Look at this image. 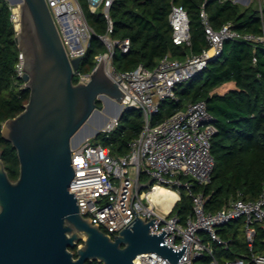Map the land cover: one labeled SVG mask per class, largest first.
<instances>
[{
	"label": "built area",
	"instance_id": "built-area-1",
	"mask_svg": "<svg viewBox=\"0 0 264 264\" xmlns=\"http://www.w3.org/2000/svg\"><path fill=\"white\" fill-rule=\"evenodd\" d=\"M70 60L83 58L94 34L87 22L78 0H46ZM93 12L101 11L107 20L105 34L98 37L104 42L106 51L96 56V65L103 60L107 73L118 81L125 94L123 111L137 109L144 115V126L138 137L129 142V151L116 156L109 147L91 143L89 139L72 148V165L75 176L69 188L75 192L80 213L99 225L106 233L117 235L136 216L130 202L138 181L145 183L136 188L133 208L137 217L147 220L159 217L151 225L152 234L164 231V243L175 250L187 247L175 263L155 252L139 254L134 264H199L197 261L213 255V242L228 246L218 229L230 222L244 219V235L249 253L228 260L226 264H264V251H255L254 243L258 226L264 229V186L256 199L246 200L241 192L231 196L216 212L205 210L206 199L202 193L194 194V184L206 185L212 181L216 161L212 155V139L217 133L215 117L208 111L206 102L196 101L160 124L152 125L151 119L159 111L162 101L177 99L176 87L191 80L204 71L210 62L219 58L226 40H243L264 43V35L241 33L227 22L219 30L208 23L203 9L201 16L205 23L208 47L200 54L188 55L183 60L166 55L154 69L143 64L132 70L117 71L113 57L117 47L126 53L131 41L111 37L113 20L110 8L114 0H88ZM246 2L253 0H234ZM15 16L13 14V20ZM15 21V20H14ZM169 21L176 44H190L189 17L180 5H172ZM17 73L23 77L24 57L20 53ZM91 73L75 75L79 81H90ZM120 125L119 116H113L101 129L111 133ZM138 167L140 168L138 174ZM158 188L177 193L176 200L166 210L161 203L153 200L151 194ZM186 189L193 198V215L183 221L173 212L181 199V190ZM168 207V206H167ZM189 241V242H188ZM209 264H219L213 258Z\"/></svg>",
	"mask_w": 264,
	"mask_h": 264
},
{
	"label": "trees",
	"instance_id": "trees-1",
	"mask_svg": "<svg viewBox=\"0 0 264 264\" xmlns=\"http://www.w3.org/2000/svg\"><path fill=\"white\" fill-rule=\"evenodd\" d=\"M84 16L93 28L90 45L80 63L79 72L90 73L96 66V56L106 51L98 37L107 32L108 23L99 10L93 12L88 0H78ZM255 2L245 5L234 0H114L110 14L113 20L114 40L129 38L130 50L126 53L117 47L113 65L117 71H127L143 64L154 69L170 55L183 60L188 55L200 54L208 47L204 9L208 23L219 30L227 22L241 33L264 35V6ZM182 6L188 13L190 44H176L169 21L172 5ZM18 31L13 20V6L0 0V152L12 181L19 177L20 162L16 148L2 135V126L25 109L30 99V89L17 73L20 49L16 40ZM75 83L79 76L75 75ZM225 89L222 90V88ZM177 99L161 102L159 111L152 116L157 125L184 110L188 103L206 102L208 111L215 117L217 133L212 139V155L216 166L212 181L206 185L194 184L191 191L202 193L206 199L205 210L216 212L231 196L238 192L246 200L256 199L264 186V43L243 40H226L221 56L191 80L176 87ZM102 107V101L98 100ZM144 115L137 109L125 110L120 125L111 133L100 132L96 144L109 147L116 156L129 151V142L138 137L144 126ZM177 198H168V210ZM168 206V207H167ZM173 212L183 221L193 215V198L186 189ZM244 219H238L218 229L228 246L213 242V255L197 262L209 264L215 258L226 264L250 249L244 235ZM82 243V242H81ZM77 257V246L70 248ZM255 251H264V229L257 228ZM87 264H102L87 261Z\"/></svg>",
	"mask_w": 264,
	"mask_h": 264
},
{
	"label": "water",
	"instance_id": "water-1",
	"mask_svg": "<svg viewBox=\"0 0 264 264\" xmlns=\"http://www.w3.org/2000/svg\"><path fill=\"white\" fill-rule=\"evenodd\" d=\"M7 1L11 6L19 2L16 40L30 99L2 126L3 137L17 150L20 172L12 181L0 152V264H134L146 252L175 263L187 244L172 249L164 243V231L151 233L159 217H137L133 197L137 187L145 186L138 175L130 202L136 217L114 236L80 213L75 192L69 190L75 176L74 138L101 112V97L117 104L113 116L121 119L122 79L113 80L101 60L90 81L75 83L82 58L70 60L47 1ZM76 246L77 257L70 249Z\"/></svg>",
	"mask_w": 264,
	"mask_h": 264
},
{
	"label": "rangeland",
	"instance_id": "rangeland-1",
	"mask_svg": "<svg viewBox=\"0 0 264 264\" xmlns=\"http://www.w3.org/2000/svg\"><path fill=\"white\" fill-rule=\"evenodd\" d=\"M15 2V0H14ZM253 2L255 6H259L260 5V2L258 0H254ZM19 2H15V5H13V8H15L16 6H18ZM262 6H264V2L262 4ZM18 15V14H17ZM14 16H15V23L18 24V17L16 18V14L14 13ZM225 89V87L222 88V90ZM100 100L102 101V108H101V113H96V115L94 116L93 118V121H89L88 122V125H87V128L84 129L81 133H79L75 138H74V142L73 144L74 145H77L79 143L83 144L84 142H86V139H89L91 143H96V137L97 135L95 134V132H91V129L92 128H95L97 129V125L98 126H101L102 123L105 122V120L107 118H111L113 117L112 113L114 112L115 113V109L113 110L112 107L109 108V104L110 102L107 100V98L105 97H101ZM109 108V110H108ZM104 128V127H103ZM103 128H100V129H103ZM166 195H172V191H168L166 192Z\"/></svg>",
	"mask_w": 264,
	"mask_h": 264
},
{
	"label": "bare ground",
	"instance_id": "bare-ground-1",
	"mask_svg": "<svg viewBox=\"0 0 264 264\" xmlns=\"http://www.w3.org/2000/svg\"><path fill=\"white\" fill-rule=\"evenodd\" d=\"M19 5V4H18ZM14 11H15V14H16V18L18 17V6H16L15 8H14ZM109 102H110V106H109V108L110 107H112V109L116 112L117 110H118V106H117V104H115L114 102H112L111 100H109V99H107ZM109 108H108V110H109ZM96 113H98V112H96ZM99 113H101V112H99ZM96 115V114H95ZM94 115V116H95ZM112 115H114V112L112 113ZM94 116L91 118V121H93V118H94ZM109 119V118H108ZM109 121V120H108ZM107 123V122H106ZM106 123H105V125H106ZM105 125H101V126H96L97 127V129H95V128H92L91 129V132L93 133V132H95L96 130H98V129H100V128H103V127H105ZM87 127H85V128H83L82 130H81V132L84 130V129H86ZM81 132H79V133H81ZM168 191H171V190H169V189H164V188H158L157 189V191H155V192H153L152 194H151V196H152V198H153V200L154 201H156L157 203H161L162 205H165V202L167 201V199L168 198H171V197H175V194L177 195V193L176 192H174V191H172V195H166V192H168ZM164 207V206H163Z\"/></svg>",
	"mask_w": 264,
	"mask_h": 264
},
{
	"label": "crops",
	"instance_id": "crops-1",
	"mask_svg": "<svg viewBox=\"0 0 264 264\" xmlns=\"http://www.w3.org/2000/svg\"><path fill=\"white\" fill-rule=\"evenodd\" d=\"M253 1H254V0H253ZM258 1L260 2V5L262 6L264 0H258ZM241 3L245 4L246 2H241ZM245 5H246V4H245Z\"/></svg>",
	"mask_w": 264,
	"mask_h": 264
}]
</instances>
